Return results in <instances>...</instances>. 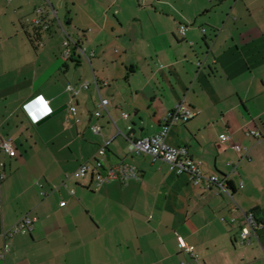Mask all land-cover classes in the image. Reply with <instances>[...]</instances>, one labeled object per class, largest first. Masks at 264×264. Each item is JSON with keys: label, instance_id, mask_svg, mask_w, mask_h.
Listing matches in <instances>:
<instances>
[{"label": "crops", "instance_id": "1", "mask_svg": "<svg viewBox=\"0 0 264 264\" xmlns=\"http://www.w3.org/2000/svg\"><path fill=\"white\" fill-rule=\"evenodd\" d=\"M179 104L195 117L166 143L229 193L128 153L126 137L159 133ZM0 137L15 150L0 151V264H264V227L240 240L245 213L264 225V0H0ZM95 159L138 178L72 177ZM27 215L30 234L4 236Z\"/></svg>", "mask_w": 264, "mask_h": 264}, {"label": "built area", "instance_id": "2", "mask_svg": "<svg viewBox=\"0 0 264 264\" xmlns=\"http://www.w3.org/2000/svg\"><path fill=\"white\" fill-rule=\"evenodd\" d=\"M188 30V27L181 25L179 27V33L181 36H184ZM205 32V30H203ZM72 45L74 41L67 37L63 43V52L62 59L69 60L72 57ZM161 63V61H158ZM107 85V83H104ZM95 85L99 91V83L95 80ZM90 84L85 83L82 86V89H89ZM70 91H73L74 95L77 96L79 91L74 90L71 87H68ZM42 100H39V103ZM44 101V100H43ZM34 102V101H33ZM30 102L25 105L23 108L25 110H30ZM47 105V102H44ZM41 104V103H40ZM42 105V104H41ZM109 101L107 99L100 98V108L107 110ZM43 106V105H42ZM48 108V107H47ZM49 109V108H48ZM51 109L47 110L45 114H50ZM101 112L96 113V117H100ZM123 118L127 119L128 114H123ZM195 117L193 109L184 104L177 105L173 110L167 113L164 118L161 131L157 134H154L146 138H134L133 136L126 137L128 141V153L132 156L148 155L154 159H160L170 165L171 169L178 174H187L190 176L192 181L196 185H202L203 187L210 189L213 186H217L221 191L229 193L228 179L225 177H220L218 175L206 176L202 169V163L194 160L185 147H172L166 143V137L170 128L177 124H186ZM36 124V120H34ZM92 131L96 134L100 132V128L97 126L92 127ZM250 135L260 138V133L257 131H250ZM222 143H231L232 139L228 135L221 136ZM234 150L237 152H242L245 155L247 154V149L242 148L240 145L234 144ZM0 151L8 154L9 156H15V150L13 148L12 142L0 137ZM107 151V145L102 146L98 151V156H104ZM72 177L76 180H84L86 178H91L97 187H100L106 183L120 181L125 183L132 179L138 178V172L135 167L124 162H120L116 165L110 167H104L103 163L99 159H95L93 164H83L76 170ZM72 194L75 192L72 190ZM64 206V203L61 204ZM245 226L241 229L240 240L242 244L250 242L251 237H257V229H261L264 225L259 222L253 213H245ZM37 222L36 217L24 216L21 218L18 223L4 236L13 237L17 234L27 235L30 234ZM179 247L182 251L190 254L194 259H198V256L194 253V248L189 247L186 243L179 238ZM8 251V245H4V252L0 257H4L5 253ZM185 264V263H182Z\"/></svg>", "mask_w": 264, "mask_h": 264}, {"label": "clouds", "instance_id": "3", "mask_svg": "<svg viewBox=\"0 0 264 264\" xmlns=\"http://www.w3.org/2000/svg\"><path fill=\"white\" fill-rule=\"evenodd\" d=\"M46 102H47V105H48V101H46ZM24 111H26L27 115L30 117V119H31V121H32L33 123H34V120H36V123H38V122L40 121L39 117H33V116L31 115L30 110L28 111V110H25V109H24Z\"/></svg>", "mask_w": 264, "mask_h": 264}, {"label": "water", "instance_id": "4", "mask_svg": "<svg viewBox=\"0 0 264 264\" xmlns=\"http://www.w3.org/2000/svg\"><path fill=\"white\" fill-rule=\"evenodd\" d=\"M66 108H67V106L62 107V108L59 109L58 111H55V112L53 113V115L60 113L61 111H63V110L66 109ZM51 116H52V115H51ZM45 120H46V119H45ZM42 122H44V121H42Z\"/></svg>", "mask_w": 264, "mask_h": 264}, {"label": "snow or ice", "instance_id": "5", "mask_svg": "<svg viewBox=\"0 0 264 264\" xmlns=\"http://www.w3.org/2000/svg\"><path fill=\"white\" fill-rule=\"evenodd\" d=\"M43 105L44 111H47V105L44 103V101L40 102Z\"/></svg>", "mask_w": 264, "mask_h": 264}, {"label": "rangeland", "instance_id": "6", "mask_svg": "<svg viewBox=\"0 0 264 264\" xmlns=\"http://www.w3.org/2000/svg\"><path fill=\"white\" fill-rule=\"evenodd\" d=\"M74 31H75L74 38H78V30H74Z\"/></svg>", "mask_w": 264, "mask_h": 264}, {"label": "trees", "instance_id": "7", "mask_svg": "<svg viewBox=\"0 0 264 264\" xmlns=\"http://www.w3.org/2000/svg\"><path fill=\"white\" fill-rule=\"evenodd\" d=\"M230 187H231V184H230Z\"/></svg>", "mask_w": 264, "mask_h": 264}]
</instances>
